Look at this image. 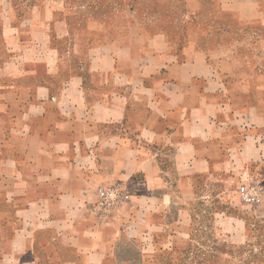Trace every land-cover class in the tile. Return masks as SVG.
I'll return each mask as SVG.
<instances>
[{"label":"crops","instance_id":"crops-1","mask_svg":"<svg viewBox=\"0 0 264 264\" xmlns=\"http://www.w3.org/2000/svg\"><path fill=\"white\" fill-rule=\"evenodd\" d=\"M219 1L264 27V0ZM218 52L180 62L99 48L15 117L0 157V264H180L203 212L230 241L254 234L252 218L263 238L264 200L241 203L232 173L264 171V49L252 63ZM100 187L123 191L107 212L94 210ZM259 252L226 263L264 264Z\"/></svg>","mask_w":264,"mask_h":264},{"label":"rangeland","instance_id":"rangeland-1","mask_svg":"<svg viewBox=\"0 0 264 264\" xmlns=\"http://www.w3.org/2000/svg\"><path fill=\"white\" fill-rule=\"evenodd\" d=\"M199 1L198 7L197 0H0V157L14 118L56 96L99 48H137L151 60L186 61L197 50L210 61L218 51L257 61L264 49V27L242 23L219 0ZM244 172L232 176L239 175L241 184L261 185L262 203L264 171ZM233 195L254 212L256 204H246L238 190ZM203 213L180 264L259 258L261 222L252 218L254 234L233 242L221 230H211Z\"/></svg>","mask_w":264,"mask_h":264},{"label":"built area","instance_id":"built-area-1","mask_svg":"<svg viewBox=\"0 0 264 264\" xmlns=\"http://www.w3.org/2000/svg\"><path fill=\"white\" fill-rule=\"evenodd\" d=\"M261 185H253L242 183L238 192L242 200L247 204H258L262 201ZM122 190L111 187H100L98 189L97 201L94 210L99 212H107L117 205L120 200Z\"/></svg>","mask_w":264,"mask_h":264}]
</instances>
